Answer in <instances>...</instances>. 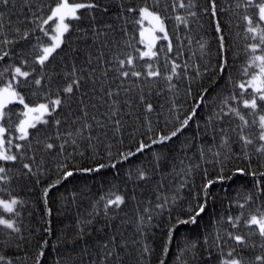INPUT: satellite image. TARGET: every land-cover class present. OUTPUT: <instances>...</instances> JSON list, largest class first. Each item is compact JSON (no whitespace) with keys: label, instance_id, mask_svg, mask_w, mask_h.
<instances>
[{"label":"trees","instance_id":"1","mask_svg":"<svg viewBox=\"0 0 264 264\" xmlns=\"http://www.w3.org/2000/svg\"><path fill=\"white\" fill-rule=\"evenodd\" d=\"M55 2L56 0H31V11L24 6L23 0H14V4L10 3L7 6L0 5V11L4 13V20H7L6 23L11 22L12 27H6L9 38L15 35L12 29L16 26L21 28V32L26 28H35L36 25L28 23L26 17L30 19L31 12H36L41 19L45 18L49 13V5L54 6ZM76 2H81V0H76ZM101 2L109 6V11L102 17L100 13H96L99 17V23L101 25L112 24L116 29L115 33H110L109 41L115 39L121 52L131 51V49L125 47L123 41L142 49L144 45L137 43L140 40V25L128 23L126 25L127 35H124L120 29V25L124 21L116 18L120 11L119 0H101ZM229 2L230 0H217V7L227 8ZM145 3L151 5L152 0H124V7H140L144 6ZM161 3L163 5V0H161ZM169 3H171V0H169ZM198 3L200 7H203L206 0H198ZM80 11L84 14L85 19L80 22H72V30L69 34H66V43L61 46V49L57 50L59 55L48 65V69L49 71L54 69L59 73L65 65L70 67L74 61L77 67L82 70L95 68L94 77H100V74L104 71V66L95 59L92 65H88L87 53L91 52L93 56H96L99 51H103L104 58L107 60L111 58L114 49L94 45L90 35L87 39L83 38V34L77 29L87 27V12L83 9ZM128 15L131 20L136 19L131 14ZM162 15L171 16L173 14L169 11L168 13H162ZM200 15L203 23L202 28L193 23L190 30L185 29L183 26H179L177 30L174 18L166 21L169 39L173 44V51L167 55L181 67L177 69L178 78L173 77L172 83L176 85L174 90L169 89L168 82L163 78L145 85L146 99L153 104L155 109L151 114L153 131L142 135L146 132L147 125L143 120L142 108H137L134 109V112L141 114L140 119L137 120L135 115H125L126 126L122 137L113 138L111 131H109L107 139L101 136L103 143L97 149L98 154L86 151L83 157L74 155L72 160L68 162V170H72L74 175L49 190L47 208L50 209V212L45 210L46 206L42 193L45 187L62 175V170L57 167L58 162L64 161L67 153L74 151L72 146H66L65 154L61 155L59 145L62 141L57 139V134L58 132H64L71 124L72 119L81 114L78 100L74 98L71 109L68 107L58 109V112L54 113L51 118L53 121L55 119L67 120V123L62 122L59 126L55 125L54 122L49 125H38L41 139L50 137L47 142L56 145L53 150L44 149L42 144L36 146L34 143L36 134L33 131V151L28 152L27 157L34 156L35 162L32 167L33 171L38 173L37 176L25 177L22 175L26 171L23 169L22 164L30 162L27 158L19 162H0V165L10 169L8 175L11 177L7 184L0 183V187L9 189L24 201L23 206L19 209L22 232L10 242H8L7 237L0 234V255L12 259L14 264H36L37 254L42 249L43 255L40 257L39 264H91L92 260H96L99 264L101 253L96 246V242H103L109 236L116 235L117 242L122 240L129 242L127 253L124 250H121L120 253L123 257L122 264H137L136 253L139 244L132 245L131 241L133 240H138L140 244L146 243L151 249V254L145 257L143 264H160L161 260L164 264H219V252L213 238L218 231L222 233L226 230V225L218 226L214 222L219 220L221 216L240 214L241 209L236 206V201L243 203L244 197L250 193L254 199L244 211L246 213H255L258 210L264 212V195H258L256 187L257 181H260L261 186H264V175H261L264 174V158H258L254 151L250 150L252 159L249 164L243 157L239 143L231 144L232 158L228 160L223 168L225 177L231 176L232 179L226 178L223 181L215 182L209 188V195L205 197L203 194V185L207 182V179L215 180L216 176L221 173L220 165L215 164L212 154L208 152L209 148H212L213 152L218 149L220 137L217 135L214 140L212 130L210 127H206V124L209 116L216 111L219 104L218 98L227 96L230 91L234 90L235 82L245 79L241 74V69L247 57L243 53V40H237L236 38L237 32L241 33V37L243 36L242 27H237L238 17L232 16L230 12L221 13L220 19L225 27V43L228 48L227 52L223 54L224 58L227 59V67L221 72L218 64L222 57L218 54L214 23L202 12ZM230 20L231 25L229 26ZM37 37H40L46 43L49 42L47 37L37 31L32 35L31 44L36 43ZM189 37L192 40L191 44L188 41ZM204 42L207 43L205 50L202 52L199 44ZM167 44L168 41L157 40L154 50L159 49L161 46L166 49ZM23 47L25 45L21 42L15 45L14 48L9 46L8 49H3L0 46V51H19ZM73 49L75 51H72ZM15 63H18V59L11 55L5 57L0 60V71ZM138 63L143 62L139 61ZM159 65L161 71H170V63L165 68L164 53H160ZM185 65H188V67L185 68ZM197 67L201 73L200 76H196ZM25 70L29 69L26 68ZM185 72L187 75H185ZM84 74L87 75L86 72ZM39 75V71L34 74L35 77ZM115 75V72L109 71L106 83L104 78L100 77L95 85L89 81L84 86L82 91L86 92L87 95L83 96V99L89 105L90 117L92 115L99 116L107 111V106H100L99 101L93 99V96L102 95L98 91L101 84L105 89L108 87L116 88L120 82L115 79ZM8 78L9 76H5L4 80ZM130 79L134 80L135 78ZM2 83L3 80H0V84ZM43 83L44 91H47L46 79ZM63 83L62 77L53 80V93L56 86H63ZM93 88L97 89L95 93L91 91ZM149 88H151V95H148ZM205 89H207V92H204ZM34 90H36L34 85L20 89L25 97V102L29 105L44 102L42 95H32ZM201 93H204L203 103H201ZM125 98L123 94L120 97L122 101ZM132 98L136 103L135 93L132 94ZM173 101L179 106L178 111L172 109ZM92 103H96L97 108H92ZM193 109H195V115L189 121V124L170 141L162 145H151L150 148H146L142 153H137L128 160L120 159L118 153H126L129 150L134 151L140 140H143L146 144H151L149 137L156 138L160 134L169 135L172 131H175L180 126V122L192 113ZM13 111L19 113L23 111V106L15 103ZM69 111H73V116L68 115ZM45 118L48 119V117ZM13 122H18L15 117ZM229 124L230 118H225L223 123H215V127L217 129L220 127L227 128ZM229 135L233 141L236 140L235 134L229 133ZM121 139L123 140L122 144L120 143ZM108 144L112 145L111 158L106 154L105 146ZM214 145L216 147H213ZM85 147V145H82L80 150H84ZM201 149H204L205 152L203 160L200 156ZM222 151L225 155H229L227 149H222ZM155 154L160 156L158 168L156 167ZM94 155L95 159H93ZM181 160L184 161L183 164H180ZM100 163H116V167H106L99 172L91 173L77 170L80 167H94ZM197 165L199 167H196ZM188 166H192L190 175L187 174ZM139 167H142L148 173V177L143 181L135 179V171L133 170ZM181 168L185 169L183 173L180 172ZM238 168L245 169L246 174L236 173ZM41 169L43 170L42 175L39 174ZM130 171H132V179L128 178ZM205 171L208 172L207 178L204 175ZM252 172H255L256 175L253 176ZM37 179L40 181L39 184L36 183ZM182 182L185 183V186L179 188ZM161 185L163 186L161 187ZM109 190L125 196V203L121 208L110 213V215L115 216L110 221L111 227L104 228L103 232L97 231L106 223V219L101 213L90 228L86 229L83 240H76L74 244L69 243V240L74 239L77 235V219H88V213L92 211V202ZM161 193L169 199L176 195L178 199L174 205L165 208L159 214L153 213L152 221L150 223L145 222L143 226L144 234L141 237L136 228L137 210L139 209L144 214V208L154 209L157 203V195ZM73 194H75V197ZM133 196H135V199H132ZM5 198H7L6 195ZM205 202V211L196 218L195 223L177 225L173 230L172 239L167 245L168 250L165 252L164 247L168 237V229L175 224L177 219L189 218L187 213L189 206L196 208L198 204ZM2 231L0 229V233ZM89 231L90 235L87 234ZM205 237H208L207 242ZM260 242L257 236L255 238L257 248L246 252L245 255L254 258L255 255L260 254ZM193 244H195L194 248L192 247ZM85 245H87V255L84 252ZM227 250V247H225V253ZM110 264H115V261L111 260Z\"/></svg>","mask_w":264,"mask_h":264},{"label":"snow or ice","instance_id":"2","mask_svg":"<svg viewBox=\"0 0 264 264\" xmlns=\"http://www.w3.org/2000/svg\"><path fill=\"white\" fill-rule=\"evenodd\" d=\"M23 2L24 6L31 11V0H23ZM10 3L14 4V0H0V5L3 6H7ZM41 7L43 8L44 6L42 5ZM119 7L120 11L116 18L124 21L120 25L121 31L124 35H127L126 25L128 23L140 25V40L137 43L144 45L143 49L123 41L122 43H124L125 47L131 49V51L121 52L115 39L111 42L109 41L110 33H115L116 29L112 24L101 25L99 23V17L96 13H100L102 17L109 11V6L102 4L101 0H81V2H76V0H56L54 6L49 5V13L45 18L41 19L36 12H31L30 19L26 17L28 23L36 25L35 28H26L21 32V28L16 26L12 29L15 33L12 38H9L6 31V27H11V22L9 21L8 25H6L4 13L0 11V46L3 49H8L9 46L14 48L15 45L21 42L25 45L19 51H0V60L10 55L18 59V63L5 67L3 71H0V80H3V83L0 84V162H19L27 158L30 162L22 164L23 169L26 170L22 175L25 177L37 176L38 173L34 172L32 167L35 162L34 156L27 157V153L33 151V131L36 134L34 138L36 146L42 144L44 149L53 150L56 145L47 142L50 137L41 139L38 125H49L54 122L55 125L59 126L62 122L67 123V120L55 119L53 121L51 118L54 113L58 112V109L65 107L71 109L74 98L78 100L80 105L79 112L81 114L76 115L72 119L71 124L64 132H58L57 134V139L62 141L59 145L60 154H65L66 146H72L74 151L67 153L64 161L58 162L57 167L62 170V175L43 189L42 198L46 206V212H50V209L47 208L49 190L74 175L72 170H68V162L72 160L74 155L85 156L86 151L98 154L97 149L103 143L101 136L107 139L109 131H111L113 138L122 137L126 126L125 115H135L136 119L139 120L141 114L134 112V109L142 108L143 120L147 125L146 132L142 133V135L153 131L151 114L155 109L153 104L146 99L145 85L163 78L168 82L169 89L174 90L176 85L172 83L173 77L178 78L177 69L181 67L167 55L173 51V44L169 39V32L166 28V21L170 18H174L177 30L179 26L190 30L193 23L197 24L198 27H203L201 12L209 17L210 21L214 23L218 54L222 57L218 64L221 72L227 67V59L224 58L223 54L227 52L228 48L225 43V27L220 19V14L225 12L232 13V16L238 17L237 27H242L243 29V36L241 37V33L237 32L236 38L237 40L242 39L244 42L243 53L247 59L241 69V74L245 79L235 82L234 90L230 91L227 96L218 98L219 104L216 111L209 116L206 124V127L211 128L214 140L217 135L220 137L218 149L213 152L212 148H209L208 152L212 154L215 164L220 165L221 173L216 176L215 180L207 179L202 189L204 196L207 197L209 195V188L215 182L223 181L226 178L232 179L231 176L225 177L223 174L224 165L232 158V143H239L243 157L249 164L252 159L250 150L254 151L258 158H264V0H230L227 8H218L217 0H206V4L203 7H200L198 0H171V3H169V0H163V5L161 0H152L151 5L145 3L144 6L125 8L124 0H119ZM82 9L87 12V27L78 28L77 30L83 34V38L87 39L90 35L94 45H99L101 48L111 47L114 49L111 58L107 60L104 58L103 51H99L96 56L88 52L87 64L92 65L93 60H97L98 63L104 66V71L100 74V77L104 78L105 83L107 82L109 71L115 72V79L120 82L116 88L108 87L107 89L101 84L98 91L102 95H94L93 99L99 101L100 106L106 105L107 111L99 116L92 115L91 117L88 112L89 105L83 99V96L87 95V93L82 90L89 81L95 85L100 79V77H94L96 69L88 68L82 70L77 67L74 61L70 67L65 65L64 69L59 73L54 69L52 71L48 69V65L59 55L57 50L61 49V46L66 43V34L71 32L72 22H80L85 19L84 14L80 11ZM169 11L173 15H162V13H168ZM128 14L136 17V19L131 20ZM145 21L150 26L148 29L143 26ZM50 22L52 23L50 24ZM230 25L231 20L229 21ZM37 31L47 37L49 42L46 43L40 37H37L36 43L31 44L32 35ZM146 33L147 41L145 39ZM156 33H161L162 36H158ZM157 40L168 41L166 49L161 46L159 49L154 50ZM188 41L191 44V37L188 38ZM206 43L199 44L202 52L206 48ZM72 51L75 50L73 49ZM160 53L165 55V68L170 63V71H161L159 65ZM177 54L179 55L180 53ZM145 58L147 59L145 60ZM139 61L143 63H138ZM37 66L39 67L37 68ZM184 67L187 68L188 65ZM26 68L29 70H25ZM37 71H39L40 75L35 77L34 74ZM85 72L87 75L84 74ZM185 75H187L186 72ZM200 75L201 73L197 67L196 76ZM5 76H9V78L4 80ZM57 77H62L64 83L63 86L57 85L53 93L52 82ZM130 78L135 79L132 80ZM45 79L47 91H44L43 82ZM33 85L36 86V90L32 92V95H42L44 102L30 106L25 102V97L20 89ZM91 91L95 93L97 89L93 88ZM204 92H207V89ZM133 93L136 94V103H134L132 98ZM122 94L126 97L123 101L120 99ZM148 95H151V88H149ZM200 95L201 103H203L204 93ZM15 103L22 105L23 111L14 112L13 106ZM91 107L97 108V104L92 103ZM178 108L179 106L173 101L172 109L178 111ZM73 111H69L68 115L73 116ZM194 115L195 109L169 135L160 134L156 138L149 137L151 144H146L143 140H140L134 151L129 150L126 153H118L120 159L128 160L137 153H142L146 148H150L151 145H162L170 141L189 124ZM14 117L18 122H13ZM45 117H48V119ZM225 118H230L229 126L217 129L215 123H223ZM233 124L234 126H232ZM94 132L96 133L95 135L93 134ZM229 133L235 134V141L232 140ZM120 143H123L122 139ZM82 145L86 146L84 150H80ZM105 147L106 154L111 158L112 145L108 144ZM213 147L216 146L214 145ZM222 149H227L229 155H225ZM200 156L203 160L205 156L204 149H201ZM155 158L157 160L156 167L158 168L159 154H155ZM93 159H95V155ZM183 163L184 161L181 160L180 164ZM106 167L115 168L116 163H100L94 167H80L77 170L91 173L99 172ZM196 167H199V165ZM9 171L10 169L0 165V183L7 184L10 181ZM133 171H135L136 180L143 181L148 177V173L142 167ZM184 171L185 169H180L181 173ZM191 172L192 166H188L187 174L190 175ZM236 173L246 174L245 169L242 168L236 169ZM39 174H43L42 169ZM251 174L253 176L256 175L255 172ZM204 175L207 178L208 172L205 171ZM128 178H133L132 171L128 173ZM36 183H40L39 179L36 180ZM184 186L185 183L182 182L179 188ZM256 187L257 194L264 195V186H261L260 181L256 182ZM5 195L7 198H5ZM73 196L75 197V194ZM132 199H135V196ZM177 199L176 195L169 199V197L161 193L157 195V203L154 209H143V213L147 214L146 216L138 209L136 228L139 235L143 237V226L145 222L150 223L152 221L153 213L159 214L160 211L174 205ZM253 199L254 197L250 193L244 197L243 203L236 201V206L241 209L240 214L236 216H221L219 220L214 222L218 226L226 225V230L222 233L218 231L213 238L219 252V264H264V212L258 210L255 213H246L244 211L253 202ZM124 203L125 196L117 194L115 191L109 190L107 193L100 195L98 199L92 202V211L88 213L89 218L85 220L77 219V235L74 239L69 240V243L74 244L76 240H83L86 235V229L90 228L101 213L105 217L106 223L97 231L103 232L104 228H110V221L115 218L110 213L120 209ZM23 204L24 201L9 191V189L0 187V229L3 230L0 234L7 237L8 242L16 239L22 232L19 220L21 212L19 209ZM205 207L206 202L198 204L196 208L189 206L187 208L189 218L176 220L175 224L168 229V237L164 247L165 252L168 250L167 245L171 241L173 230L177 225L195 223L196 218L205 211ZM245 229L246 231H244ZM87 234L90 235V231ZM257 236L261 241L259 244L260 254L255 255L254 258L246 256V252L257 248L255 243ZM205 241H208V237H205ZM131 244L134 246L139 244L136 253L137 264H143L145 257L151 254V249L146 243L140 244L138 240L131 241ZM96 246L101 253L99 264H110L111 260H114L115 264H122L123 257L120 253L121 250L127 253L129 242L123 240L117 242L116 235H111L103 242L97 241ZM192 247L194 248L195 244ZM225 247L228 249L226 253L224 251ZM84 252L85 255L88 254L87 245H85ZM42 255L43 250L41 249L37 254L36 264H39ZM0 264H14V261L0 255ZM91 264H97L96 260H92ZM160 264H164L163 260H161Z\"/></svg>","mask_w":264,"mask_h":264},{"label":"rangeland","instance_id":"3","mask_svg":"<svg viewBox=\"0 0 264 264\" xmlns=\"http://www.w3.org/2000/svg\"><path fill=\"white\" fill-rule=\"evenodd\" d=\"M143 26H144L145 29H148V28L150 27L147 21L144 22V25H143ZM156 35H158V36H162L161 33H156ZM145 39H146V41H147V33H146V37H145ZM143 48H144V47H143ZM143 48H142V49H143ZM30 106H31V105H30Z\"/></svg>","mask_w":264,"mask_h":264},{"label":"bare ground","instance_id":"4","mask_svg":"<svg viewBox=\"0 0 264 264\" xmlns=\"http://www.w3.org/2000/svg\"><path fill=\"white\" fill-rule=\"evenodd\" d=\"M5 21V24L8 25V23H6L7 20H4ZM12 27V26H11Z\"/></svg>","mask_w":264,"mask_h":264}]
</instances>
